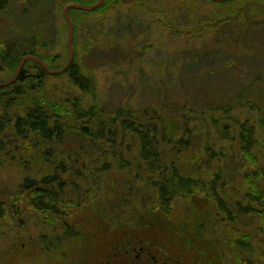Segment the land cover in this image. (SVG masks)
Instances as JSON below:
<instances>
[{
	"label": "rangeland",
	"instance_id": "374dc122",
	"mask_svg": "<svg viewBox=\"0 0 264 264\" xmlns=\"http://www.w3.org/2000/svg\"><path fill=\"white\" fill-rule=\"evenodd\" d=\"M238 1L107 0L114 4L106 18L102 11L77 20L74 13L71 19L76 21L73 38L79 50L95 37L89 50L79 53L77 59L83 72L95 77L96 98L107 114L128 105L135 111L147 109V118L160 127L152 116L156 110L170 129L175 123L184 126L181 114H186V127L197 131L196 148L180 152L178 160L189 164L194 157L191 169L200 173L199 185L194 195L173 199L167 209L148 181L133 184L134 177H124L129 184L119 183L124 179L119 177L129 173L123 168L106 173L99 180L103 185L91 177L87 185L90 200L67 208V226L54 221L58 217L44 218L27 203L17 185L24 176L36 179L51 166L40 153L14 148L11 108L2 106L9 99V90L0 89V114H5L0 121L5 125L4 137L11 140L6 150H0V201L4 205L0 264H264L262 206L245 196L246 191L257 190L261 180L251 166L240 167V151L236 144L237 149L232 150L225 133L231 136L232 130L225 126H231L232 119L206 109L248 89L255 91L253 104L236 105L233 113L240 112L243 119L249 111L254 120L264 111V23L258 24L264 21V4L261 0ZM239 4L247 5L240 10L244 19L236 17ZM64 5L63 0H9L0 9V82L17 69L7 67L8 46L17 50L16 44L30 37L52 52L63 39L66 42ZM229 18L234 21L227 23ZM59 65L54 60L52 66ZM64 72L45 80L50 94L60 100L81 94ZM200 108L201 114L197 113ZM205 137L216 153L211 163H203L198 156ZM258 146L256 157L264 167V138ZM218 153L223 155L217 157ZM230 156L234 160L227 162ZM220 158L223 165L219 170L224 175L216 183L217 191L232 209L239 201L252 204L256 211L247 215L235 212L229 219L218 208L214 192L207 188L212 173L219 172ZM104 193L121 197L120 206L109 212L101 208L99 199Z\"/></svg>",
	"mask_w": 264,
	"mask_h": 264
},
{
	"label": "trees",
	"instance_id": "16d2710c",
	"mask_svg": "<svg viewBox=\"0 0 264 264\" xmlns=\"http://www.w3.org/2000/svg\"><path fill=\"white\" fill-rule=\"evenodd\" d=\"M0 1L1 10L9 4V0ZM72 1L88 5L97 0H63V4ZM242 2L244 1H238L241 4ZM257 2L260 3L259 0ZM261 2L264 4V0ZM113 4L104 0L99 7L92 11L69 10V16L72 19L75 13L77 20L79 16L89 17L103 11V16L106 18ZM254 5L257 6L258 4L255 2ZM246 6L241 5L238 11H235L236 17L246 18L242 12V9L247 8ZM233 19L229 18L226 22H233ZM262 23L264 21L258 22L259 25ZM73 32L75 36L77 34L76 26ZM94 39L93 36L86 40L79 50L73 38L74 57L64 72L67 73L74 88H77L81 94L76 92L65 96L62 100L53 97L50 90L47 89L45 80L46 76L53 77L54 75L47 74L44 68L33 60L27 61L28 63L23 65L18 80L9 84L8 87L0 88L9 90V99H6L2 106L8 108L10 105L11 108V119H9L10 124H12L14 148L16 150L24 148L23 153L30 154L32 151L37 154L40 153L51 166V170L36 179L24 176L17 187L22 189L25 200L31 207L41 211L44 218L58 217L54 220L57 222H66L64 220L67 216V208L89 202L91 190L87 189V185L91 183L92 180L89 181L91 177L98 180L96 182L98 184L99 180L104 179L106 173L117 169L125 168L129 171L128 175L119 178L134 177L135 183L133 184L141 180L142 183L148 181L155 186L157 188L156 194H158L161 203L165 205V209L175 198H189L194 195L192 192L199 185L198 179L201 178L200 173L192 172L194 157L190 159L189 164H181L178 160L180 152L188 151L189 147L191 149L196 148L194 144L197 131L194 132V128L186 127V114H181L185 125L181 126L175 123L171 129L156 110L153 111L152 116L159 120L160 127L147 118V109H143L141 112L135 111L128 105L127 108L117 107L115 111L107 114L105 108L96 98L95 77L88 73L85 74L77 59L79 53L85 54L89 50ZM65 43L63 39L58 47H54L56 50L47 52L44 44L39 46L36 42H32V38L29 37V39L16 44L17 50L8 46V50L5 51L7 67L12 70L16 69L21 56L32 54L42 59L52 69L61 68L68 57ZM54 60L60 65L52 66ZM253 92L255 91L248 89H244L242 92L238 91L235 96L226 99L224 103L222 102L220 105L209 104L206 109L210 110V114L215 111L232 119L231 126H225L226 129L232 130V134L229 136L228 131L225 133L232 143V150H236L238 147L240 151L239 158L243 160L240 167L246 169L249 168L246 166H251L254 176L257 175L261 180V183H258L259 185L255 188L257 190H248L245 196L247 195L249 201H258L262 206L261 218L264 222V167L258 163L256 157L260 140L264 138V111L254 120L249 111L244 112L243 119L239 118L240 112H237V116L233 113L236 105L242 106L245 102L252 103L250 101ZM87 96L92 100L84 98ZM234 98L238 100L236 103H234ZM198 112L201 114L203 109H198ZM0 115L5 116L2 111ZM78 119L80 120L77 121ZM214 120L217 119L214 118ZM75 127L76 130H72ZM4 128L5 125L0 121V133L3 135L0 136L1 151L6 150L9 147V142H11L4 137ZM204 140L205 142L200 143V150H197L199 160H203V163H211L215 160L216 153H214L212 145L208 144L209 138L205 137ZM221 156L218 153L217 157ZM233 160L230 156L227 162ZM222 165L223 159L220 158V163L216 168L219 170ZM194 171L197 170L194 169ZM223 175L222 170L212 173L210 187L207 188V190L214 192L218 208L228 214L229 219L233 218L232 215H235V212L247 215L251 211H256V208H252V204L243 205L239 201L235 202V209L231 208L232 206L217 191L218 185L216 183H218V179H223ZM119 183L122 185L129 184L128 178H124ZM100 184L103 185L104 183L100 182ZM120 203L121 197L113 193H104L103 198L99 199L100 207L107 211H112L115 205L118 207ZM3 214L4 205L0 201V216ZM66 223L65 226L68 225Z\"/></svg>",
	"mask_w": 264,
	"mask_h": 264
},
{
	"label": "water",
	"instance_id": "95a60500",
	"mask_svg": "<svg viewBox=\"0 0 264 264\" xmlns=\"http://www.w3.org/2000/svg\"><path fill=\"white\" fill-rule=\"evenodd\" d=\"M124 1H129V0H124ZM216 1V0H214ZM217 1H227V0H217ZM104 2V0H97L96 2H94L93 4H80V3H76V2H72V3H67L63 6L62 11H63V16L65 18V21L68 24V36H67V40H66V44H67V48H68V58L66 60V62L64 63L63 67L58 68V69H51L47 66V64L40 59L37 56H34L32 54H26L21 56V58L19 59V62L17 64V69L14 72V74L9 77V80L4 81V82H0V87H6L9 86V84L14 83L16 80H18V77L20 75V72L22 70L23 65L25 64V62L33 60L36 63H38L40 65V67H43L44 70L53 75V74H59V73H63L68 67L69 64L72 62V59L74 57L73 53H74V48H73V36H74V32H73V21H71L70 16H69V10L72 9H77V10H81V11H92L94 10V8L100 6L102 3Z\"/></svg>",
	"mask_w": 264,
	"mask_h": 264
},
{
	"label": "flooded vegetation",
	"instance_id": "af4514ba",
	"mask_svg": "<svg viewBox=\"0 0 264 264\" xmlns=\"http://www.w3.org/2000/svg\"><path fill=\"white\" fill-rule=\"evenodd\" d=\"M128 251V250H127ZM129 252V251H128Z\"/></svg>",
	"mask_w": 264,
	"mask_h": 264
}]
</instances>
